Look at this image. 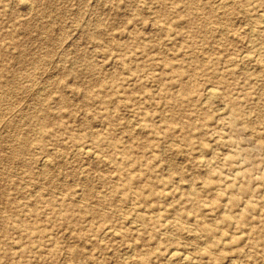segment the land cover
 <instances>
[{
	"label": "rangeland",
	"instance_id": "1",
	"mask_svg": "<svg viewBox=\"0 0 264 264\" xmlns=\"http://www.w3.org/2000/svg\"><path fill=\"white\" fill-rule=\"evenodd\" d=\"M218 2L0 0V264H264V0Z\"/></svg>",
	"mask_w": 264,
	"mask_h": 264
},
{
	"label": "bare ground",
	"instance_id": "2",
	"mask_svg": "<svg viewBox=\"0 0 264 264\" xmlns=\"http://www.w3.org/2000/svg\"><path fill=\"white\" fill-rule=\"evenodd\" d=\"M16 1V0H15ZM24 3V2H23ZM22 3V7H23V4ZM27 3V2H26ZM219 5L222 7V10H223V8L224 7H227V6H230V4H231V0H219ZM27 4H29V2L27 3ZM239 5V4H238ZM25 6V5H24ZM218 6V5H217ZM30 8V7H29ZM220 10V9H219ZM260 16L259 17H256V18H259V21H264V15H262V14H259ZM57 17V16H56ZM159 23V22H158ZM257 23H258V20H257ZM262 23V22H261ZM263 24V23H262ZM162 25V24H161ZM225 30V29H224ZM226 31V30H225ZM249 33V32H248ZM248 36H250V35H248ZM252 37V36H251ZM250 38V37H249ZM255 47V46H254ZM259 51V50H258ZM263 53V52H262ZM261 53V54H262ZM246 54V53H245ZM259 54H260V52H259ZM242 55V54H241ZM244 55V54H243ZM251 57H252V55H250ZM23 57V56H22ZM247 57H248V55H247ZM256 57H258V56H256ZM244 58H246V57H244ZM261 58V57H260ZM42 59V58H41ZM262 59V58H261ZM254 60V59H253ZM33 62H34V64H37L38 62H39V59L38 58H36L35 57V59L33 60ZM240 62H241V60H240ZM259 62V61H258ZM98 81H100V80H98ZM98 83V82H97ZM206 90V96H207V100L208 101H210L211 99L212 100H214V98H216V93H215V91H218V90H215V89H213V88H211V89H205ZM219 92V91H218ZM262 94V93H261ZM206 101V100H205ZM204 101V102H205ZM59 102L61 103V105L63 106V105H65V104H67V101H66V99L64 98V97H59ZM207 102V101H206ZM214 102V101H213ZM216 102V101H215ZM203 103V102H202ZM211 105H213L212 103H211ZM221 108H223V107H221ZM46 117H47V113H45V115L43 116V119L40 121V123H41V126L42 127H44L45 126V122L47 123V121H46ZM19 135V134H18ZM173 142V141H172ZM170 143V142H169ZM80 148H81V146H80ZM57 149V148H56ZM79 148H77V150H78ZM81 149H83V148H81ZM87 149H89V148H87ZM90 150V149H89ZM163 150V149H162ZM91 151V150H90ZM90 151H88V150H86V149H83V150H81V152L83 153V154H86V155H89L90 154ZM92 152V151H91ZM94 153V152H93ZM95 154H97V153H95ZM93 155V154H92ZM95 156V155H94ZM92 157V156H91ZM94 158V157H93ZM105 160V159H104ZM42 164H43V167L42 168H47L48 167V160L47 159H43V161L41 162ZM51 167V166H50ZM46 171V170H45ZM45 171H42V174L41 175H43V174H45L46 172ZM164 179V178H163ZM188 188V187H187ZM35 192V191H34ZM38 192V191H37ZM218 192V191H217ZM95 215V214H94ZM166 222H168V221H166ZM166 224V223H165ZM188 227H191V226H189L188 225ZM110 229V228H109ZM108 231V230H107ZM113 230H111V232H112ZM196 231V230H195ZM104 232V231H103ZM110 231H109V233H111ZM116 232H118V231H116ZM105 233V232H104ZM104 233H102V234H104ZM108 232L106 233V234H109ZM119 234V233H118ZM160 234V233H159ZM114 235V234H113ZM115 237V236H114ZM213 238V237H212ZM117 239V238H116ZM196 239V238H195ZM247 240V239H246ZM196 241V240H195ZM200 246V245H199ZM201 247V246H200ZM223 247V246H222ZM132 248V247H131ZM133 249V248H132ZM202 249V248H201ZM178 250V249H177ZM132 251V250H131ZM134 251V250H133ZM170 251V250H169ZM180 251V250H179ZM204 251H206V249L204 250ZM181 252H183V251H181ZM129 253V252H128ZM186 253V252H185ZM132 254V253H131ZM184 254V253H183ZM183 254H180L179 252H177L176 250L175 251H170V253L168 254V259L169 260H181L184 256H183ZM191 257V256H190ZM238 258V257H237ZM192 260V259H191ZM229 260H231V259H229ZM235 260V259H234ZM239 260V259H238ZM184 261H185V259H184ZM237 261V260H236ZM167 262V261H166ZM238 262V261H237ZM193 263V262H192ZM199 263V262H198ZM234 263V262H233Z\"/></svg>",
	"mask_w": 264,
	"mask_h": 264
}]
</instances>
